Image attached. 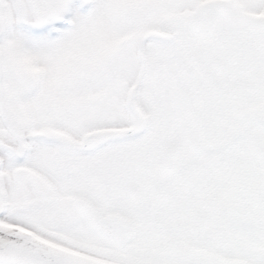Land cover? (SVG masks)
Listing matches in <instances>:
<instances>
[{"label": "snow or ice", "instance_id": "1", "mask_svg": "<svg viewBox=\"0 0 264 264\" xmlns=\"http://www.w3.org/2000/svg\"><path fill=\"white\" fill-rule=\"evenodd\" d=\"M0 264H264V0H0Z\"/></svg>", "mask_w": 264, "mask_h": 264}]
</instances>
